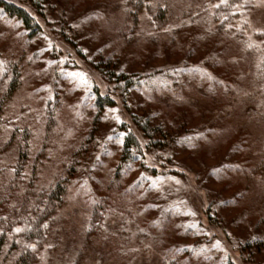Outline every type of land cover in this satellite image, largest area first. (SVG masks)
Listing matches in <instances>:
<instances>
[{
	"label": "rangeland",
	"instance_id": "rangeland-1",
	"mask_svg": "<svg viewBox=\"0 0 264 264\" xmlns=\"http://www.w3.org/2000/svg\"><path fill=\"white\" fill-rule=\"evenodd\" d=\"M181 1L151 4L159 8ZM253 1L249 12L227 23V29L234 30L222 33L211 16H194L190 22L192 17L178 15L160 28L146 6L128 45L120 33L127 0H50L47 21H40L44 32L34 37L0 12V40L7 38L0 47V76L7 63L23 68L24 84L11 101L15 113L29 115L25 120L36 113L42 120L47 101L56 97L63 123L80 122L89 130L98 113L95 90L110 91L116 99L115 106L99 113L94 145L60 210L62 222L38 250V264H75L80 253L78 264H219L227 258L235 264H264V166L248 175L264 156V5ZM237 33L247 43L240 42ZM246 45L260 52L247 53ZM101 55L119 58L126 74L142 80L128 94L129 108L121 86L95 69ZM73 71L89 74L90 91L67 75ZM150 110L165 117L166 127L172 123L170 130L180 143L164 160L147 153V164L161 170L171 165L167 170L176 174L153 177L136 170L137 164L125 178L121 174L123 189L135 188L133 205L126 207L121 198L115 209L102 204L104 223L86 243L94 209L101 199L112 198L103 181L114 175L120 159V127L134 128L145 143L131 115ZM117 114L122 124L110 119ZM36 156L27 176L33 173ZM58 157L45 161L43 183H54L64 174ZM168 158L171 162L162 169L161 162ZM188 212L195 215H185ZM248 242L258 243L253 252L243 248Z\"/></svg>",
	"mask_w": 264,
	"mask_h": 264
},
{
	"label": "trees",
	"instance_id": "trees-1",
	"mask_svg": "<svg viewBox=\"0 0 264 264\" xmlns=\"http://www.w3.org/2000/svg\"><path fill=\"white\" fill-rule=\"evenodd\" d=\"M152 1L127 0V18L120 29L121 36L124 37L121 41H125L126 45L130 42L128 41L129 34L132 35L138 27V14L146 6L153 13L154 23L160 28L169 24L172 17L178 15H181L183 19L192 17L190 22H193L194 16H205L206 18L211 16L212 21L219 26L218 32L222 33L232 32L234 29H227V23L232 24L241 13L249 12L255 5L253 0H248L247 3H243L245 0H226L225 3H221V0H182L181 3L158 8L151 4ZM241 4L244 6L236 7ZM211 6L214 8L212 9ZM52 8L50 0H0V12L19 21L29 37L44 32L40 21H47L48 10ZM236 37L243 44L247 43L243 41L242 34L237 33ZM245 47L247 53L260 52L253 46L246 45ZM23 48L21 44L20 53L23 52ZM19 64L7 63L5 67L3 66V74L0 76V264H38V250L44 245L53 227L62 222L60 210L65 204L82 161L94 145L93 140L98 131V128L94 126L99 122V113L116 105L114 93L102 92L97 88L93 105L98 113L92 123L93 127L89 130H84L80 122L70 126L65 125L62 120L60 100L56 97L47 101L40 115L42 120L35 115L36 113L34 117L25 120L23 117L30 116L22 115L20 111L15 113V109L11 106L13 96L24 84L23 68ZM94 67L108 81L121 86L123 103L129 108L128 94L142 82L140 77L126 74L122 70L119 58L113 56L101 55ZM260 69L264 71V56ZM261 70H259L260 74H262ZM131 121L146 142L144 143L134 128L132 129L129 125L123 124L120 127V130L124 127L121 131L127 133L123 137L120 148V159L114 175L103 181L107 194H110L112 198L101 199L94 209L88 238L93 233H99L104 223L102 204L115 209L117 199L121 198L126 207L133 205L135 188L132 187L129 191L124 190L121 174L125 178L126 173L129 174L136 164L138 166L136 170H144L153 177L176 174L174 171L167 170L171 165L161 170L147 164L146 159V154L152 153L155 160L162 158L164 160L163 156L170 154L173 146L179 145L180 142L173 135L175 131L170 130L172 123L166 127L165 117L151 110L142 112V114H132ZM237 150L240 151V149ZM35 153L37 156L33 161V173L27 176V167ZM53 157L61 158L65 172L54 183L46 184L42 182L41 172L45 161ZM257 160L253 170L249 169L248 175L254 174L256 169L258 171L264 166L263 155ZM166 162L170 163L171 160L168 158L165 163L162 161V169ZM140 183L141 181L136 187H139ZM44 224L48 227H43ZM17 227L23 231L15 232L14 229ZM88 238L86 243H89L91 239ZM34 243L37 245L36 251L26 247ZM257 246L256 242H248L243 248L253 252V248ZM80 256L81 253L75 264L80 262ZM220 263L235 264L231 258Z\"/></svg>",
	"mask_w": 264,
	"mask_h": 264
},
{
	"label": "snow or ice",
	"instance_id": "snow-or-ice-1",
	"mask_svg": "<svg viewBox=\"0 0 264 264\" xmlns=\"http://www.w3.org/2000/svg\"><path fill=\"white\" fill-rule=\"evenodd\" d=\"M226 0H221V3H225ZM260 4L264 5V0H260ZM217 7H219V5H216ZM244 5H236V7H243ZM261 35H264V31H261ZM7 43V38H4V40H0V47H4L6 46ZM251 47V45H249ZM48 51H51V49H48ZM84 53L86 56H89L90 58V54L88 53L87 49H83ZM61 72H63V69H61ZM67 75L71 78H73L79 87H83L85 89H88L90 91L91 89V85H92V79L89 76L88 73L84 72V71H73V72H69L67 73ZM99 86V85H97ZM110 112L112 113H119V109L118 108H111L109 109ZM108 117H106L107 119ZM110 119L114 120L116 123L122 124L123 120L121 119V116L119 114L112 116ZM127 135V133H122L121 137L118 138V143H123V137ZM104 136H106V134L102 135V138H104ZM106 138L111 141L113 139L112 136H106ZM12 171H15V169H12ZM176 183H180L179 181H176ZM185 215H195V212H188L185 213ZM6 219V217H5ZM195 225H189L188 227H194ZM43 227L47 228L48 225L44 224ZM15 232L19 233L21 231H23V229L17 227L14 229ZM219 242H217V246H218ZM26 247L31 248L33 251H36L37 249V245L34 244H30V245H26ZM48 247H52V245H48Z\"/></svg>",
	"mask_w": 264,
	"mask_h": 264
}]
</instances>
